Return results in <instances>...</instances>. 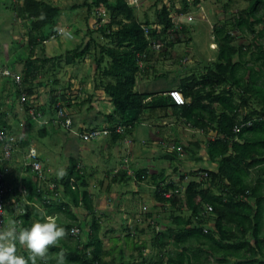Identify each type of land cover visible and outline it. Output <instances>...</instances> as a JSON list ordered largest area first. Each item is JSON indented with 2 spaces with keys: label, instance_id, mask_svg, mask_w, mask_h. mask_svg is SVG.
Returning <instances> with one entry per match:
<instances>
[{
  "label": "trees",
  "instance_id": "1",
  "mask_svg": "<svg viewBox=\"0 0 264 264\" xmlns=\"http://www.w3.org/2000/svg\"><path fill=\"white\" fill-rule=\"evenodd\" d=\"M248 1V6L238 16L221 25H214L217 61L207 62L202 75L192 73L181 78L176 88L187 99V103L180 106L168 96L169 89L141 92L136 88L137 74L148 70L145 64L148 63L149 68L155 67L151 64L157 61L154 42H162L159 49L161 55L183 38L191 41V37L187 38L190 27L182 23L179 28L168 4L159 9L153 21L148 18L141 21L128 0H84L72 5L71 10L84 7L89 15L108 12L109 20L96 28L108 39V43L100 45L92 37V30L88 29L91 38L84 46L81 42L62 55H45L43 59H34V52L46 41L59 36L56 19L62 8L48 0H21L15 5L17 17L24 23L30 22L26 33L29 53L20 59L23 61L21 92L27 97L39 96L34 82L39 78L44 64L38 63L53 61L49 70L53 73L48 78L45 76L48 84L49 81L54 84L47 104L34 106L29 99L24 101L29 120L35 119L29 112L33 106L36 116L54 110L56 117L51 118L49 124L63 127L61 119L57 118L56 104L61 101L70 115V90L69 87L56 86L60 81L54 72L58 69L61 71L64 66L78 65L92 54L96 65V83L93 88L103 89L113 105L112 111L102 113L107 127L114 129L117 123L127 127L124 133L113 131L105 136L109 137L111 144L131 135L148 111L162 107L172 109L178 118L193 123L195 127L216 132L213 139L206 141V153L209 161L217 163V167L209 169L202 165L188 174L198 176L199 180L188 182L183 189L184 174L179 180L168 182L166 169L151 175L156 183L155 199L162 205L161 212L149 211L144 206L142 216L148 226L137 229L135 238L152 230V243L135 241L130 227L126 228V244L133 238L132 248L138 251L142 259L138 264H206L204 259L209 260V257L219 264H234L232 260L238 264H264V14L258 13L264 0ZM183 4L181 12L186 13L189 4L187 0ZM225 6L228 8L229 4ZM235 32L251 34V44L236 45ZM97 49H100V54L96 53ZM247 55L259 64V71H255L253 66H243ZM17 92L20 96L19 89ZM71 117L74 126L75 116L72 114ZM243 124L246 125L240 128ZM96 128H78V133ZM237 128L240 129L237 131ZM39 132L47 135L49 129L45 126ZM76 137L84 142L102 141H86L79 135ZM181 148L182 151L172 145L163 158L172 162H181L184 158L196 162L203 160L199 154L201 141L182 144ZM39 161L42 169L38 173L30 165H21V172L29 173L22 178L21 192L18 185L11 190L5 183L4 215L0 216L3 218L0 231L13 225L18 228L29 227L34 221L51 218L63 227L65 235L55 245L49 246L44 257H36L35 264H57L61 254L64 264H136L130 259L124 260L122 247L117 254L119 247L116 245L105 247L101 237V220L104 216L110 219V216L101 215L96 208L95 195L89 190L90 183L83 173L79 155H69L68 166L58 173L48 169L40 155ZM173 171L178 173L180 170L175 167ZM3 172H6L5 167ZM149 176L148 168L137 170L133 176L121 168L108 180V189L114 183H127L129 178L134 177L142 182ZM164 181L165 184L161 183ZM98 183L103 184V180H98ZM165 191H172L170 198L164 196ZM82 207L86 214L80 220L76 210ZM162 213H165L164 217ZM6 217L11 223L9 227ZM74 229H78L79 233H73ZM170 248L175 252L168 253ZM147 249L155 250L154 259H147ZM17 253L26 258L31 256L30 250L19 244ZM29 264L32 262L29 261Z\"/></svg>",
  "mask_w": 264,
  "mask_h": 264
},
{
  "label": "rangeland",
  "instance_id": "2",
  "mask_svg": "<svg viewBox=\"0 0 264 264\" xmlns=\"http://www.w3.org/2000/svg\"><path fill=\"white\" fill-rule=\"evenodd\" d=\"M16 0H0V83L7 85L8 90L10 91L12 98L14 99L12 101L13 107L18 108L21 106V98L19 99L16 93L18 89L21 90L20 84L22 83V74H23V61H18L16 64H13V51L16 49H20L19 51H15L16 53H21V50L23 47H25L24 52H28L27 47V30H28V21L24 23L22 20L20 23V20L18 19L16 15V10L14 11V6ZM52 3H54L57 6H60L62 8L59 16L57 17L56 21L58 23L59 29L58 33L59 36L54 37L48 42V45L42 44V46L37 47L34 52V59H43L45 55L48 56H57L62 55L67 51L70 47L71 50H73L77 45H79L82 41L83 46L85 43H87L91 35L88 34V29L92 30V37L96 39V41L100 45H104L108 43V39L101 34L100 32L96 31V28L102 23L105 24L107 20H109V14L108 12H104L101 15L93 13L92 15L88 14V10L84 7L77 8L76 10H71L70 6L82 3L84 0H48ZM130 2V5H132L135 8V13L138 16V18L141 21L150 20L153 21L156 19L157 12L159 9L164 5L168 4L171 16L174 19L176 23L182 24L184 22L187 24L190 29V35L193 38L191 41H186V39L183 38L181 42H178L175 44V46L169 48L167 53H163L160 55L159 49H157L156 58L157 61H153L151 64L153 66L156 65L155 68H149L148 63L145 64V68L152 69L151 71H147L150 78H158V80L163 82H170L172 84L176 83V80L179 78H184L189 74H195L197 76L202 75L205 72V68L207 67V62H214L217 61V55H218V49H217V43L215 42V37L213 33L214 25H221L226 21L232 20L234 16H238V14L245 9L249 1L248 0H187L189 4V10L185 12H181L184 7V0H128ZM231 1V2H230ZM225 4H229V7L227 8ZM259 14H264V4L263 6L259 7ZM100 17V21H99ZM187 18H194L192 21H188ZM21 19V18H20ZM189 19V20H190ZM23 23L26 24V26H23ZM20 25V26H19ZM20 29L21 34L23 36L21 37V46L18 43L19 40H16V37L20 35ZM25 29V30H24ZM257 29H259V25L257 26ZM24 30V31H23ZM236 34V40L235 44L239 45L242 44H251L248 43L252 41V35L251 34H242L235 32ZM16 36V37H15ZM107 39V41H106ZM261 40V39H260ZM100 49H97L96 53H99ZM25 53V54H27ZM107 57V56H106ZM18 63V64H17ZM53 63V61L47 62V63H38L44 64L43 69L41 70V73L39 75V78L34 82V86L36 90H39L40 95L36 97H31V102L35 106H44L47 104L48 97L50 94L51 88H53L54 84L52 81H49V84L47 80L45 79V76L47 78L51 76L53 73L50 70V66ZM243 66H253L255 68V71H259V68L257 67L259 64H256L253 62V60L250 59V56L247 55L244 58ZM171 66V68H170ZM95 60L94 55H88L85 59L81 60V63H78V65H71V66H64V68L60 71H55L54 74H57V78L60 81V84L56 85L57 87L64 86L69 87V90L71 87H74V91L78 90L79 87L76 86V84L80 81L79 80L82 76L84 77V81L89 85L88 91L90 90L94 92L93 88L90 87L94 83H96L95 79ZM5 69L16 70L19 72L16 74V78L19 79L18 81V89L17 84L15 82L14 77V71L11 73L13 75H6L4 73ZM56 70V69H55ZM49 71V72H48ZM241 73H243V70H240ZM52 80V78H50ZM69 81V83H68ZM71 84V86H70ZM161 84H155V90H164L166 88H160L159 86ZM163 85V84H162ZM2 86V85H1ZM0 89H2L0 87ZM140 91L144 89H140ZM72 91V89H71ZM103 89H100V91H97L95 93V98L92 99L91 102H95L94 105L91 106L90 103H87V105L90 107V109H93L96 107L98 110H103L104 112L112 111L113 105L109 101L108 108L109 110H105L104 105L99 104L100 102L105 103L106 102V95L101 93ZM2 91L0 90V93ZM83 95L80 97L81 100L87 99V89L84 91ZM101 96L99 95V93ZM20 97V96H19ZM102 97V98H100ZM100 101V102H99ZM23 103V102H22ZM9 104V103H8ZM7 104V105H8ZM18 106V107H17ZM10 107V106H8ZM49 107V104L47 105ZM160 112V110H159ZM23 113V112H22ZM43 114V113H42ZM23 117L25 116L24 113L22 114ZM19 116L21 117V113H19ZM52 117H56V112L50 111V113H46L42 115V119L39 121L33 120V127L27 126V129L29 130L27 132V135L29 136L30 141H33L35 149L39 150L37 147H41L43 149V154H41V159L44 161V163L48 166V169L54 170L56 173L65 170V168L69 164V155H79V158L81 159V164L83 165L84 162V170L83 173L86 175V178H88L90 183V192L95 195V205L96 208L99 210V212L105 215L110 216V219H107L106 216L101 220V224L103 226L101 237L103 238L104 245L106 248H109L110 246L116 245L119 247L116 250V254L120 250V244L123 248V258L130 259L133 263H140L142 259L139 257L138 251L134 250L132 248V240L133 238H130L129 241L131 246L126 245V239H127V227L129 226L132 235L134 238L138 235V230L143 227H147L148 223L143 221V218L145 219L144 215L142 214L145 212L143 209L144 206L149 208V211H153L155 213H158L160 211H156V205L155 203H158L155 199L154 193L156 186L154 185V181L151 178V175L146 179L145 181L139 182L134 177L129 178V181L125 184H112L111 187L108 189V180L106 176L104 177V174L100 176L102 173V170L105 172L103 165H109L113 166L114 164L118 165L119 163L124 162V158L128 157V151H127V140L131 139L133 140L134 144L132 145V150H137L145 146L146 150H149V153L151 155H147V158L152 159L151 164H149L148 161L143 162L145 165L149 168H151L152 171L157 172L158 170H162L159 167V164L162 163L165 167L167 173H168V179L166 181H169L170 179L174 178V168H179V179L181 178L182 172H193L194 170H197L200 166L204 165L207 168H213L211 164H209V161H203L196 162L194 160H189L187 158H184L182 162H172V161H166L164 158L159 157L162 155L163 149L168 150L171 146V141L175 142L173 144L174 148L177 150L182 151V144L188 145L189 142H194L197 140L196 134L187 129L184 125L179 127L180 129V138L178 142L175 141L176 138L172 137L170 142H164L163 146H158L152 143L150 141V137L148 135H145L144 137L147 138L149 141L144 142L141 140L142 135L137 133L135 130L131 135H127L126 141H122L121 144H123V147L121 148V153L117 155H112L113 157H116L114 160H108L105 159V157L108 156V154H111V151H109L106 146L102 144V141L96 142L92 141L90 143V146L87 147L85 145L84 141H80V143H84L83 147L76 148L73 151H70V149L75 148L73 145H68L70 143L72 134L70 132L69 136L71 137L69 140L65 142L67 128L64 126L54 127L49 122L45 125L44 121ZM20 118L14 119L13 124L17 127V131L19 129H22V124L19 120ZM43 121V122H41ZM181 121V120H179ZM26 124V122H25ZM47 126L49 129V133L47 135L40 134L39 130L43 127ZM103 126V124L101 125ZM100 126V127H101ZM77 129V128H75ZM192 133V134H191ZM194 134V135H193ZM74 135V134H72ZM75 136V135H74ZM157 140L159 138H163V136L156 137ZM163 140V139H160ZM167 140V139H166ZM181 141V142H180ZM78 143L77 145H81ZM161 144V141L159 142ZM89 148V150H88ZM83 149V151H81ZM88 150L89 157L87 156V152L85 150ZM115 152H116V148ZM203 150L201 148L200 153L203 154ZM205 154V150H204ZM16 153L13 152L12 161L18 166H21L24 164V157L16 158ZM154 156L156 161H158V164H153ZM99 162L101 163H97ZM182 163V164H181ZM101 165V170H99V173L97 172V166ZM140 163L134 164V166H139ZM217 167V166H216ZM6 170L7 167L5 165ZM95 169V171L93 170ZM9 173V172H8ZM90 174H93L92 177ZM89 175V176H88ZM153 175V174H152ZM178 175H175L178 176ZM9 176V175H8ZM196 178V177H195ZM199 178V177H198ZM102 179L103 184L100 185L98 183V180ZM106 179L107 182L104 180ZM5 180L7 181L8 178H6L5 174ZM166 181L161 183H166ZM8 185V183L6 182ZM14 189V188H13ZM19 190L21 192V187H19ZM6 193V192H5ZM4 193V195H5ZM21 195V193H18ZM124 194V195H123ZM158 205H162L158 203ZM159 206V207H160ZM113 210V211H112ZM112 211V212H111ZM77 216L80 220L84 219V215L86 214V210L82 207L81 209L76 210ZM165 213H162V217H164ZM136 218H139L136 220ZM9 218L6 217V222L8 223ZM7 226H11V223L9 222ZM113 229V230H112ZM115 229V231H114ZM160 229V227H158ZM157 233V232H156ZM85 238V234L83 236ZM117 237H121V241L117 240ZM152 230L148 231L146 234H142L137 239L135 238V241H138L139 243L142 242H148L152 243ZM149 246V245H148ZM175 250L170 248L168 250V253H174ZM147 259L155 258L156 252L154 249H148L145 253ZM133 256V259L131 258ZM167 256V255H166ZM204 256V255H203ZM206 264L212 263V264H219L217 261L211 259L209 257V260L204 259ZM209 261V262H208ZM127 262V261H126ZM215 262V263H214ZM234 264H238V262H235L232 260ZM127 264V263H124Z\"/></svg>",
  "mask_w": 264,
  "mask_h": 264
},
{
  "label": "crops",
  "instance_id": "3",
  "mask_svg": "<svg viewBox=\"0 0 264 264\" xmlns=\"http://www.w3.org/2000/svg\"><path fill=\"white\" fill-rule=\"evenodd\" d=\"M19 2H21V0H16L15 1L16 5ZM14 11H15V6H14ZM16 15H17V13H16ZM18 19L20 20V23H21L22 19H20V18H18ZM187 19H188V21H192L194 18H192V20L190 18H187ZM182 23H184V22H182ZM178 25H179V28H180L181 27L180 22L178 23ZM190 31H191V29H190ZM19 32H20V35H18L17 37L15 36V37H16V40H19L18 43L21 46V37L23 36V35H21V29H20ZM189 37H191L190 33L187 34V38H189ZM192 39L193 38L191 37V40ZM106 41H107V39H106ZM48 42H50V40L49 41H46L45 44L48 45ZM260 42H261V40H260ZM262 42H264V39H262ZM248 43H251V41L248 42ZM26 49H27V47H26ZM17 50L19 51L20 49H16V50L13 51V57H12L13 58V60H12L13 61V64H16V62L21 61L20 60L21 57H24L25 56V53H27V52H24L25 51V47H23V49L21 50V53L14 54L15 51H17ZM66 50H71V49L69 47ZM28 52H29V50H28ZM155 67H156V65H155ZM155 67H150V68L153 69ZM170 68H171V66H170ZM152 69H148L146 71H143L142 70V71H140L137 74L138 77H137L136 88H137L138 91H140L139 90V88H140V89H144L141 92H143V91L152 92V91H155V84H161V81L158 80L157 77L155 79L154 78L153 79L150 78L151 75L149 77L147 71H151ZM5 71H10V72L14 71V77L16 76V74L19 73L16 70H12L11 71L10 69H5L4 72ZM180 80H181V78L177 79L176 80V83L175 84H172V85H169V84H171V81L170 82H163L162 81V84L163 85L161 84L159 87L160 88H163L164 87V88H166V90H168V89L170 90V88L172 86L175 87V88L178 87ZM76 81H80V83L78 82L76 84V86L79 87V89L76 90V91H74V87H71L72 91L70 89V91L68 92V95L71 98V104H72V109L70 110V112L75 116V120H74V122H75V125H74L75 128H77V129L78 128H84V129H86V128H90V127H94V126L95 127L96 126L97 127H100L102 124H103V126H101V127L107 126V122L105 121L104 115H102V113L104 111L103 110H98V109H96V107L93 108V109H90V107L87 105V103H90L91 106L95 104L94 101L93 102H91V101H92V99L95 98V93L97 91H100V89L95 90L93 88L94 84L92 86H90L94 90V92L91 91V93H94V95L90 99L89 98V96L91 95L90 94V90L88 91V86L89 85L84 81V77L82 76L79 80H76ZM15 82H16V84L18 83L16 81V77H15ZM68 83H69V81H68ZM0 87L2 88V89H0L2 91L0 93V118L2 119V122L0 123V128L3 131L4 135L7 136V138H14V141L12 143H13V152H15L17 154L16 155V158L17 159L19 157L26 158V154L28 153L30 147H34L35 146L33 144L34 142L33 141H30L31 138H29V136L27 135V132L29 130L27 129V126L26 125H28L30 128L33 127L34 126V124H32L33 123V120H35V121L41 120L42 119L41 117H42L43 114L40 115L41 114L40 113V114H38L36 116V118L34 117L35 119L29 120V117H28L29 114L26 111V108L24 106V103L21 102V106L20 107L17 106L18 108L13 107L12 101L14 99L12 98V95H11L10 91L8 90L7 85L0 83ZM17 89H18V84H17ZM86 89H87V94H88L87 99L81 100L80 97L83 95V93H85L84 91H86ZM17 91H16V93H17ZM98 93L101 96L100 92H98ZM101 93L102 94L104 93L106 95V93L104 92V90L101 91ZM17 95H18V93H17ZM36 95H34L32 97H36ZM18 98L20 99L19 96H18ZM100 98H102V97H100ZM106 99L107 100H106L105 103L99 101L100 102L99 104L104 105L105 110H109V108H108V105H109V97L107 96ZM8 106H10V107H8ZM159 110H160V112H159ZM22 112L25 115L24 117L22 115L23 114ZM19 113H21V117L19 116ZM178 117L174 114V112L172 111V109H167L166 107L165 108L162 107L160 109L153 110V111H148L144 115L143 122H141L136 127L135 130L137 131V133H139L140 135H142V137H141V140L143 141L142 143H144V142L146 143V142L149 141L147 138L144 137L145 135H148L151 138L150 141H152V143H154L155 145H158V146H163L164 145V142H170L169 139L171 140L172 137L176 138L175 141H177V142L179 140H181L180 138H182V137L179 134L181 128H179V127H181V126L184 125L185 127H187V129L189 131H191L193 133H197L195 135L196 138H197V140H199V141L202 142V149L205 150V154H204V150H203V154H201L200 151H199V154L203 158V160L201 161V163H204L203 161H209L208 155L206 153V147H207L206 141L208 139L214 138L215 135H216V132L213 131L212 129H207V130L200 131L201 128L195 127L193 125V123L190 124L188 122H185L182 118H178ZM16 118H20L19 120H20V122L22 124V129H19L18 131H17V127L13 124V121H15L14 119H16ZM51 118L52 117H50L48 119L49 122L51 121ZM179 120H181V121H179ZM48 121L45 120L44 121V124L45 123H48ZM25 122H26V124H25ZM41 122H43V121H41ZM65 133L67 135L66 138H65V142H66L71 137L69 136V134H70L69 131H67ZM72 134H74V133H72ZM72 134H70L72 136V139H71L70 143H68V145H73V147H75V148L70 149V151L71 150H75L76 148H79V147H83V144H84V143H80L81 140H79L76 137L75 134H74L75 136L72 135ZM160 136H163V138H159L157 140L156 137H160ZM127 138H130V137H126L123 141H126ZM160 139H163V140H160ZM20 140H21V142H19ZM100 140H102V144L104 146H106V148L109 151H111V154H108V156L105 157V159L114 160L116 157H113L112 155H117L118 156L121 153V148L123 147V144H121L122 141H120L118 143H115V144L112 142V144H111L109 137H105V138H102ZM127 141L126 142L128 144V147H127L128 157L127 158H124V162L123 163H119L118 165H116V164H114L113 166L103 165V168H104L105 172L102 170V173L101 174L99 173V170H101L102 167H101V165H98L96 169H97V172L100 174V176H102L104 174V177L106 176L107 179H110V178H112V175L115 174V173H117L121 168L126 169L127 172H128V175H131V176H133V174L135 175L136 172H137V170L143 169V168H148L150 175L155 174V173H157L159 171V170L157 172L152 171L151 168L147 167L145 165V163H143V162L148 161L149 164H151L152 159L147 158L148 157L147 155L153 156L155 154L152 155L151 153H149V150H146L145 149V146L142 147V148H140V149H137V150H132L131 148H132V145L134 144L132 138L131 139H128ZM160 141H161V144H159ZM78 143H80L81 145L78 146L77 145ZM90 143L91 142H85V145L87 147H89L90 146ZM173 144H175V142H172L171 141V146ZM37 148L39 149L38 152H39L40 159H41V154H43V149L41 147H37ZM114 148L117 149L116 152H115V149ZM88 150H89V148H88ZM88 150L86 149L85 151L87 152L86 154L89 157ZM81 151H83V149H81ZM166 151H169V149L168 150L163 149V151H162L163 153L159 157H162L163 158L164 153ZM156 159H158V158H155V156H154L153 164H155V165L158 164L157 163L158 161H156ZM166 161H168V160H166ZM177 162H180V161H177ZM97 163H101V162H99V160H98ZM138 163H140L141 165L134 166V164H138ZM209 164H211L213 166V168H209V169H215L216 166H217V163H215L213 161H211V162L209 161ZM6 167L8 169V170H6V178H8V180L6 182L8 183V186L10 187L9 189L12 190L15 187V185H18L20 187L22 185V182H23L22 181V178L24 176H27L29 173L28 172H24V171L21 172V166H18L15 163H13L12 158L6 163ZM82 167L85 168L84 162H83ZM159 167L161 169H165V167L163 166L162 163L159 164ZM108 169H111V172H108ZM93 170L95 171V169H93ZM174 174L175 175H178L179 172H178V174L174 172ZM181 174L186 175L185 179L182 182L183 183V186H182L183 189L186 187V185L188 184V182H190V181H192L194 179L195 180H199L200 179V178H198V176L195 178L194 176L188 175L189 173H187V172H182ZM90 175L92 177L94 176L93 174H90ZM175 175H174L173 180L175 178H177L179 180V178H178L179 175L176 176V177H175ZM154 185L156 186V183L155 182H154ZM155 204H156V205H154V206H156V209L155 210L156 211H160L161 210V206L158 205V203H155ZM147 209H149V208L147 207ZM138 219L139 218H136V220H138ZM117 240L120 243L121 237H117ZM126 245H128V244H126ZM129 246H131V245L129 244ZM120 247H122L121 244H120ZM124 260H128V259L125 258Z\"/></svg>",
  "mask_w": 264,
  "mask_h": 264
},
{
  "label": "built area",
  "instance_id": "4",
  "mask_svg": "<svg viewBox=\"0 0 264 264\" xmlns=\"http://www.w3.org/2000/svg\"><path fill=\"white\" fill-rule=\"evenodd\" d=\"M176 24L178 25V23ZM145 29L147 30L148 27H145ZM161 46H162V42H154V47L156 49H159ZM4 73L6 75H12L10 71H5ZM16 81L18 82L19 79L16 78ZM167 94L172 99V101L179 106L187 103V99L183 96V94L178 88L170 89ZM26 99H28V97L23 92L21 100L25 101ZM34 106L29 109V112L36 118V115L34 114L35 111L33 110ZM56 107H57V118L61 119V123L65 128L68 129L67 131L74 133L76 136L79 135L82 139L86 141L101 139L105 136H109L113 131H115L116 133H124L125 130L127 129L126 125H124L123 123H117L114 126V129H110L107 126H104V127H98L96 129L84 130L78 133V129H75V127L73 126V118L71 117L72 113L69 112L70 115L67 114V111L65 109L66 107L61 101H59L56 104ZM247 124L251 125L250 122H248ZM245 125L246 124L241 125L240 128ZM240 128H237L236 130L238 131ZM13 140L14 138H9L8 140L7 136L4 135L3 131L0 128V216L4 215L3 204H5V202L3 198H4V193L6 192V188H5L6 172H3V167H5L6 162L12 156ZM24 164L32 166L33 170L37 173L41 171L42 163L39 161V152L38 150L35 149V147H30L28 153L26 154V158H24ZM175 180L178 179L175 178ZM171 195H172V191H165L164 193V196L166 198H170ZM209 209H211V207H209ZM2 222H3V218L1 217L0 226L2 225ZM72 232L78 234L79 230L74 229Z\"/></svg>",
  "mask_w": 264,
  "mask_h": 264
},
{
  "label": "clouds",
  "instance_id": "5",
  "mask_svg": "<svg viewBox=\"0 0 264 264\" xmlns=\"http://www.w3.org/2000/svg\"><path fill=\"white\" fill-rule=\"evenodd\" d=\"M22 93L23 91L21 92L20 90V98ZM28 99L31 101V97H28ZM22 102L24 103V101ZM32 105H34L33 102ZM64 235L63 227L51 218H42L34 221L29 227L25 228H18L13 225L7 230L0 231V264H29V261L35 264V258L44 257L48 252L49 246L55 245ZM18 244L29 249L31 256L26 258L24 255L18 254ZM57 264H64L63 254L58 258Z\"/></svg>",
  "mask_w": 264,
  "mask_h": 264
},
{
  "label": "bare ground",
  "instance_id": "6",
  "mask_svg": "<svg viewBox=\"0 0 264 264\" xmlns=\"http://www.w3.org/2000/svg\"><path fill=\"white\" fill-rule=\"evenodd\" d=\"M172 100V99H171Z\"/></svg>",
  "mask_w": 264,
  "mask_h": 264
}]
</instances>
